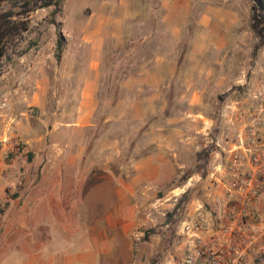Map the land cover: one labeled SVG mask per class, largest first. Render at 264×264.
<instances>
[{
	"label": "rangeland",
	"instance_id": "rangeland-1",
	"mask_svg": "<svg viewBox=\"0 0 264 264\" xmlns=\"http://www.w3.org/2000/svg\"><path fill=\"white\" fill-rule=\"evenodd\" d=\"M46 1L28 6L24 0L0 1V18L8 19L6 54L0 60V232L9 223L10 232L15 231L14 216L3 223L7 207H14L5 204V196L15 199L28 171L50 167L54 160L64 164L61 157L49 161L50 153L61 155L64 148L70 156L67 168L79 166L86 179L75 196L69 195L70 203L63 198L50 208L52 222L44 230L51 235L53 252H76L87 230L81 222L68 228L70 215L85 207V221L91 222L96 213H105L101 203L118 200L117 177L104 176L112 171L125 182L134 178L141 162L132 158L143 154L142 109L157 113L165 107L161 114L171 124V146L180 152L157 162L158 178L135 181L130 200L137 224L131 235L136 264L176 263L184 249L178 234L182 220L200 205L212 206L251 116L264 122V32L259 35L253 28L255 16L264 21V0H63L60 9L56 0L44 6ZM97 41L105 48L103 85L96 125L82 131L95 135L96 143L53 145L64 139L60 127L68 115L62 111L77 102L78 59L85 62ZM164 53L178 62L173 91L135 96L124 79L135 78L147 67L141 62ZM53 127L56 133H49ZM31 128L36 134H30ZM30 135L35 140L27 143ZM220 141L226 147L219 156ZM204 151L206 160L199 155ZM255 208L264 218V190Z\"/></svg>",
	"mask_w": 264,
	"mask_h": 264
},
{
	"label": "crops",
	"instance_id": "crops-1",
	"mask_svg": "<svg viewBox=\"0 0 264 264\" xmlns=\"http://www.w3.org/2000/svg\"><path fill=\"white\" fill-rule=\"evenodd\" d=\"M118 23H121L120 20ZM104 51V44L101 41L93 42L90 56L85 62L78 59V73L75 74L78 82L77 102L72 107L68 106L65 110L62 109L63 114L68 115L65 121H61L62 126L60 128L64 139L61 143L57 140L52 141L53 145H88L96 143L95 135L90 137L82 134V131L96 125L97 96L103 85ZM142 64L147 67L142 68L135 78L127 75L124 79L129 83H125L128 88H134L133 91L135 92L133 94L135 96H149L150 94L165 96L166 89L173 91L172 85L174 86L173 81H176L175 75L178 62L170 53L158 55L151 60L147 59L141 62ZM149 65H153V68L148 67ZM142 112L145 114L142 117V129H144L142 136L143 154L140 158H132L141 162L137 165V170L133 174L134 178L129 182H125L117 175L112 174V171L109 172L110 174L104 176L106 179L112 181L114 176L117 177V182L119 181L115 188V195L118 200L115 203L111 201L101 203L104 204L105 213H96L91 222L85 221L87 216L84 210L85 207L78 206L70 215L68 228H70V225L81 222L87 230L83 246L74 253H55L50 246L49 237L51 235L48 230H44L52 222L50 208L62 204L63 198L66 203H70L71 197L69 195L73 193L75 196L79 185H82L86 179L83 174L84 171H80L79 166L76 170L67 168L66 162L70 160V156L66 155L64 148H62L61 155L50 153L49 161L54 160V157L57 160L56 157H61L64 164L58 165L54 163L56 161L54 160L52 163L54 165L51 164L50 167L46 164L45 169L28 171L20 179V181L25 180V184L19 186L18 192L20 193L14 197L15 199L11 200L10 197L5 196V204L10 203L14 207H7L3 216V223L6 225L7 219L14 216L12 224H14L15 231L10 232L11 224L9 223V227H5L4 231L0 232V264H55V261L57 264L137 263L134 239L131 235L132 228L137 224V220L135 219V208L130 200L134 188L138 186L135 181L141 176H147L149 180L158 178L161 169L157 162L170 160L175 155L177 157L178 152H180L171 146L172 142L168 134L169 125L171 124L166 121L165 113L161 114L165 112V107L157 110V113L155 110H150V108L142 109ZM129 114H131L130 111L127 113V117H129ZM174 130L176 129L174 128ZM35 132L36 130L31 128L30 134H36ZM180 132L181 130H177L174 133L179 134ZM49 133H56V128H51ZM30 137L26 139L27 143L35 140ZM112 139H114V144L117 146L116 134L113 135ZM219 143H221V149L216 153L220 156L226 144L223 141ZM167 149H173V152L167 154ZM79 160L78 156L76 161ZM218 166H221V164ZM135 184L136 186H134ZM223 192L221 191V194L213 200V207L222 199ZM24 198L26 199L24 200ZM35 229H38V233L35 232ZM118 238L122 240L120 244L117 243ZM160 247L162 245L159 246V249ZM182 261L183 257H178L177 262H173V264H182Z\"/></svg>",
	"mask_w": 264,
	"mask_h": 264
},
{
	"label": "built area",
	"instance_id": "built-area-1",
	"mask_svg": "<svg viewBox=\"0 0 264 264\" xmlns=\"http://www.w3.org/2000/svg\"><path fill=\"white\" fill-rule=\"evenodd\" d=\"M244 131L224 170L222 199L215 207L198 206L179 226L182 264L264 261V218L255 208L264 190V122L253 115Z\"/></svg>",
	"mask_w": 264,
	"mask_h": 264
},
{
	"label": "trees",
	"instance_id": "trees-1",
	"mask_svg": "<svg viewBox=\"0 0 264 264\" xmlns=\"http://www.w3.org/2000/svg\"><path fill=\"white\" fill-rule=\"evenodd\" d=\"M0 1H2V0H0ZM33 1L34 0H24V4L26 6H28ZM62 1L63 0H56V2L54 3V4L57 5V8L58 9H60L61 4H62ZM51 4H53V1L52 0H48V1H46V2L43 3L44 6L45 5H51ZM262 15L264 16V13ZM8 16H10V15H8ZM0 17H2L1 14H0ZM254 19H255V21L253 23L254 30L259 35H263V32H264V21L260 20L257 16H255ZM7 23H8V19H1L0 18V60L6 54V50H5L6 48H5V43H4V40L3 39H4V37H6V30H5L6 28H5V26L7 25ZM12 26H14V24H12ZM59 45H61V44H59ZM59 55L60 54H58V56ZM1 74H2V64L0 62V75ZM208 154H209L208 152H205L204 151V152H200L199 155H200L201 158H204L206 160L207 157H208ZM30 158H32V153L30 154Z\"/></svg>",
	"mask_w": 264,
	"mask_h": 264
}]
</instances>
